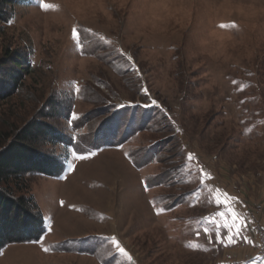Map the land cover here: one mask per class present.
I'll list each match as a JSON object with an SVG mask.
<instances>
[{
	"label": "rangeland",
	"instance_id": "obj_1",
	"mask_svg": "<svg viewBox=\"0 0 264 264\" xmlns=\"http://www.w3.org/2000/svg\"><path fill=\"white\" fill-rule=\"evenodd\" d=\"M16 1L0 22V148L41 121L33 146L61 173L12 186L44 225L0 264L264 257V0Z\"/></svg>",
	"mask_w": 264,
	"mask_h": 264
},
{
	"label": "trees",
	"instance_id": "obj_2",
	"mask_svg": "<svg viewBox=\"0 0 264 264\" xmlns=\"http://www.w3.org/2000/svg\"><path fill=\"white\" fill-rule=\"evenodd\" d=\"M16 0H0V22H5L8 12L7 7L13 5ZM18 58V57H17ZM13 57L11 64H19V60ZM11 87V92L14 89ZM2 94H0V97ZM47 125L38 120H32L19 130L6 147L0 148V249L11 243H19L30 235L28 227L43 229V219L40 214L33 215L27 207L28 202L24 195H14L13 185L23 190L20 184L23 176L30 172L45 175H60L61 167L57 163L46 161V157L33 145L45 133ZM33 209L36 205L32 204ZM22 230H26L23 233ZM38 231V230H37ZM39 238L30 237V241Z\"/></svg>",
	"mask_w": 264,
	"mask_h": 264
},
{
	"label": "snow or ice",
	"instance_id": "obj_3",
	"mask_svg": "<svg viewBox=\"0 0 264 264\" xmlns=\"http://www.w3.org/2000/svg\"><path fill=\"white\" fill-rule=\"evenodd\" d=\"M48 7H50V6H48V5H44L42 8H48ZM222 27H223V26H222ZM233 27H234V25H233ZM74 31H75V30H74ZM73 38H75V37H73ZM100 39L103 40L104 37L101 36ZM152 103L155 104L156 102H155V101H152ZM72 119L75 120V119H78V117H76L75 115H73V116H72ZM74 156H75V154H74ZM78 158L81 159V160L85 159V157H83V156H79ZM188 159L191 160V159H193V157H192V156H189ZM69 168H71V165H69ZM206 180H210V177L208 176L207 173H202V179H201L200 183H204V182H206ZM215 203L218 204V205H221V204H223V201L220 200L219 196H217V197L215 198ZM218 214H219V216H223V215H224L223 212H219ZM229 214H230L231 217H232L233 223H232V225H228L227 223H225V227H226V228H229V229H231V228H237V231H238L239 229H238V226H237V224H236V221H237V216H236V214H235L234 212H231V211H230ZM229 239L231 240L232 237H230ZM111 243H112L113 245H115V247H116L117 249H119V251H120L122 254H125V255H126L125 250H124L122 247H120V245L117 243V241H116L115 238L112 239ZM44 251H47V249H44Z\"/></svg>",
	"mask_w": 264,
	"mask_h": 264
},
{
	"label": "crops",
	"instance_id": "obj_4",
	"mask_svg": "<svg viewBox=\"0 0 264 264\" xmlns=\"http://www.w3.org/2000/svg\"><path fill=\"white\" fill-rule=\"evenodd\" d=\"M249 259L251 260L249 264H264V259L259 254L253 253Z\"/></svg>",
	"mask_w": 264,
	"mask_h": 264
},
{
	"label": "built area",
	"instance_id": "obj_5",
	"mask_svg": "<svg viewBox=\"0 0 264 264\" xmlns=\"http://www.w3.org/2000/svg\"><path fill=\"white\" fill-rule=\"evenodd\" d=\"M263 259H264V257H263Z\"/></svg>",
	"mask_w": 264,
	"mask_h": 264
}]
</instances>
